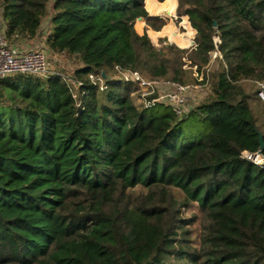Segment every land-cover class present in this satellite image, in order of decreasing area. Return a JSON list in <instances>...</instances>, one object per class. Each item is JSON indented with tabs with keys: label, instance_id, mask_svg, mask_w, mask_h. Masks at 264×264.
<instances>
[{
	"label": "trees",
	"instance_id": "obj_1",
	"mask_svg": "<svg viewBox=\"0 0 264 264\" xmlns=\"http://www.w3.org/2000/svg\"><path fill=\"white\" fill-rule=\"evenodd\" d=\"M144 2L0 0L9 46L46 18L49 50L80 63L0 78V264H264V168L241 157L264 155L248 85L264 81V0ZM174 6L187 37L161 34L191 48L135 31ZM118 68L204 94L181 115L145 107Z\"/></svg>",
	"mask_w": 264,
	"mask_h": 264
},
{
	"label": "built area",
	"instance_id": "obj_2",
	"mask_svg": "<svg viewBox=\"0 0 264 264\" xmlns=\"http://www.w3.org/2000/svg\"><path fill=\"white\" fill-rule=\"evenodd\" d=\"M217 54V52L213 53L212 58ZM116 73L117 78L122 82L133 83L138 88L136 93L140 101L138 104L149 107L155 103H163L170 106L176 115L187 112L188 106L186 105L185 94L190 87L189 85L168 79L147 80L142 78L137 72L125 71L119 68L116 69ZM15 74L35 75L46 78L51 74H55V72L51 71L46 53L43 50L33 49L20 52L9 46L3 34L0 33V78ZM62 76L67 78L64 75ZM201 77L200 75L199 81L202 80ZM89 80L100 90H104L106 87L105 77L102 73L90 74ZM254 85L256 97L264 105V81L255 82ZM241 157L255 166L264 168V155L260 151L255 153L243 152Z\"/></svg>",
	"mask_w": 264,
	"mask_h": 264
},
{
	"label": "rangeland",
	"instance_id": "obj_3",
	"mask_svg": "<svg viewBox=\"0 0 264 264\" xmlns=\"http://www.w3.org/2000/svg\"><path fill=\"white\" fill-rule=\"evenodd\" d=\"M146 1L147 0H145L144 4L146 3ZM154 1L158 4H164L166 2V0H163L162 2H159L157 0H154ZM173 11H172V15H168L167 14L168 11H164L161 14L152 15L162 20L165 23L160 31L153 30L151 27L147 26L144 21H141V20L135 22V25H137L138 23L141 25L140 31L135 29V25H134V29L137 33H142V34L148 31L149 35L148 33L146 34L149 36L154 46L158 49L159 48L166 49V47L170 44H173L180 49H189L193 46L192 42H193L194 33L192 34L191 37L190 36L188 37V40L190 39V44L187 47H179L175 42L171 41V39L166 34H161L166 27L172 24L178 34H181L182 36H184V38L187 37L188 32L183 24V18H186V17L178 16L175 13V7L173 8ZM147 13L148 15H151L149 11H147ZM177 17L181 18L180 23H178ZM1 26H2V23H1V18H0V33H2ZM46 28H48V19L45 18L43 22L42 30L37 38L32 39V40L26 39L25 41H18L14 46H12V48L20 52L27 51V50H33V49L43 50L46 53L51 71L67 76V77H70L73 74L74 70L79 67L80 63L77 61V59H75L72 56H69L67 54L55 53L49 50L47 43H46V36L48 32ZM213 67H215V64H213ZM184 68H186V66H184ZM193 72H194L193 76L197 77L195 70ZM186 85L190 86L188 91L185 94L186 105L190 107L192 105H195L202 98L204 94V88L198 85H194L191 82L187 83ZM248 85L250 86L252 91L256 93L255 85L254 84H248ZM133 97H134V101L137 102L138 104L140 102L139 99L137 98L138 95L135 94ZM255 104L257 105L259 103L255 101ZM159 111L160 109L154 110V114L159 113ZM254 113L257 115L258 114L264 115V107L263 108L261 106L254 107ZM191 211L197 212L196 208H192Z\"/></svg>",
	"mask_w": 264,
	"mask_h": 264
},
{
	"label": "water",
	"instance_id": "obj_4",
	"mask_svg": "<svg viewBox=\"0 0 264 264\" xmlns=\"http://www.w3.org/2000/svg\"><path fill=\"white\" fill-rule=\"evenodd\" d=\"M167 14H169V13L167 12ZM138 20H141V19H138ZM258 141H259L260 148H262L263 144H262L260 137H259Z\"/></svg>",
	"mask_w": 264,
	"mask_h": 264
},
{
	"label": "crops",
	"instance_id": "obj_5",
	"mask_svg": "<svg viewBox=\"0 0 264 264\" xmlns=\"http://www.w3.org/2000/svg\"><path fill=\"white\" fill-rule=\"evenodd\" d=\"M174 2H175V6H176V0H174ZM174 6V7H175ZM149 16H152V14L151 15H149ZM146 33H148V35H149V32L147 31ZM139 34H142V33H139Z\"/></svg>",
	"mask_w": 264,
	"mask_h": 264
}]
</instances>
